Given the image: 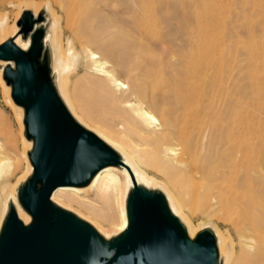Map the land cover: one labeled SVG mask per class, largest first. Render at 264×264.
<instances>
[{"label": "bare ground", "instance_id": "obj_1", "mask_svg": "<svg viewBox=\"0 0 264 264\" xmlns=\"http://www.w3.org/2000/svg\"><path fill=\"white\" fill-rule=\"evenodd\" d=\"M55 1L62 3V0ZM100 1L73 0L75 3L73 8L65 7L69 25L81 29L83 33L82 53L87 59L90 73L85 81L90 84L92 93L96 97L100 96L102 101L106 99L109 103L130 110L151 134L165 141L167 155L170 158L177 159L193 176L216 189L220 196L236 202L242 209L246 225L241 250L237 256L234 252H227L224 235L218 232L219 264H264V149L260 147L263 128L260 113L263 104L260 86L257 84L252 91L254 99L250 101L241 84L231 85L229 71L220 64L223 45L213 38H203L194 42V52L183 55L182 61L179 59L181 64L171 61L167 68L161 62L154 63L143 40L135 39L118 23V19L113 18L114 14L109 16V13H106L109 10L105 11V7H110L108 3L111 0L105 1L106 6H102ZM109 4L112 5L111 2ZM140 5L142 15L147 16L150 11L149 0H142ZM114 7L116 5L112 9ZM45 9L50 17L46 16L44 24L52 20V25L46 31L44 46L50 42L56 49L55 32L59 27V19L48 2L44 8L42 4L36 2L19 3L12 24L9 14H0V44L12 40L19 48L27 51L30 47V37L26 38L19 32L17 22L25 11H31L37 17ZM140 26L145 30V25ZM70 51H73L72 48ZM58 52L54 70L61 86L63 76L70 69L71 63L67 55ZM8 65L13 64L4 62L0 67V76ZM123 68L135 72L130 75L128 82L123 81L119 75L120 69ZM5 83L3 81L4 86ZM11 90V86L7 85V94L11 93ZM65 98L67 108L77 122L93 130L117 151L132 172L123 166L107 167L84 188L57 189L52 195V201L62 209L71 211L69 206L59 199L73 200L82 195V192L93 189L104 200L119 205L122 196L120 220L116 224L119 229L117 233L112 234L104 230L81 212L75 213L80 219L92 222L95 230L110 241L128 226L127 201L132 191L133 180L144 188L153 187L155 190L159 188L152 178L142 172L141 167L156 168L172 181L176 177L172 173H166L161 164L133 143L121 141L105 130L97 131L92 128L75 112L67 95ZM15 107L23 123L25 110L16 104ZM78 109L93 120L94 117L91 118L82 108L78 106ZM155 111H158L159 117ZM22 130H25L24 123ZM23 144L25 154L30 153L33 141L23 139ZM9 172V159H1L0 179L2 173ZM32 174L33 166L28 163L27 171L20 176L16 184L1 193L0 235L11 204L15 206L19 218L25 225L32 222V217L25 211L19 199L20 189ZM119 174L124 180L123 193ZM172 181L168 183L171 185L175 182L171 183ZM163 190L166 192L171 212L179 217L189 239L193 241L199 229L181 211L185 207L184 201L181 200V196H184L177 192V199L181 204L179 206L172 193L165 188ZM174 196L176 198V195Z\"/></svg>", "mask_w": 264, "mask_h": 264}, {"label": "rangeland", "instance_id": "obj_2", "mask_svg": "<svg viewBox=\"0 0 264 264\" xmlns=\"http://www.w3.org/2000/svg\"><path fill=\"white\" fill-rule=\"evenodd\" d=\"M105 1L109 2L100 1L102 6L105 5ZM112 1L114 0L110 1L112 5L108 3L110 7L105 5L107 7L105 11L109 10L106 13H109V16L114 14L113 18L118 19V23L123 25V28H126L135 39L143 40L154 63L161 62L167 68L171 61L181 64L183 55L194 52V42L203 38L217 39L223 45L220 64L229 71L231 85L241 84L248 93L250 101L254 99L252 91L257 84L261 88L263 110L260 113V120L263 122V128L260 147L264 149V0H149L150 11L147 16H143L140 11L142 0ZM23 2H36L42 4L43 8L48 2L59 19V27L55 32L56 49L49 42L46 46V55L55 86L63 101L67 103L65 98L67 95L75 112L92 128L97 131L105 130L121 141L133 143L161 164L166 173H172L176 177L173 181L156 168H140L158 184L159 188L156 191L166 196L163 190L165 188L172 193L175 200L178 198L177 192L182 194L185 199L181 196V200L184 201L185 207L181 211L199 229V232L212 231L216 241L219 237L218 232L223 234L225 250L234 252L237 256L242 247L246 225L244 213L239 205L231 199L220 196L216 189L193 176L177 159L170 158L167 155L168 148L165 141L151 134L130 110L118 104L113 103V105L111 102L110 104L106 99L102 101L100 96L96 97L92 93L90 84L85 81L90 73L87 59L82 53L83 33L81 29L70 26L67 20L65 7L73 8L75 6L73 0H62L61 4L55 0H0V14H9L10 24H12L17 14V5ZM113 4L116 7L112 9ZM45 14L50 17L46 9ZM141 24L146 26L145 30L140 26ZM51 25L52 20L47 21L43 26L48 30ZM56 50L60 54L67 55L71 63L70 69L63 76L61 86L54 70ZM3 64L4 61H0V67ZM120 71L119 75L125 82L130 81V75L135 73L129 68H123ZM3 81L2 73L0 76V160L9 159L10 172L1 174L0 196L5 189L8 191L16 184L20 176L27 171L28 163H30L23 144V139L27 140L25 130H22L23 123L19 119L11 93L6 92L7 84L5 83L4 86ZM142 100L145 99L142 98ZM77 105L91 118L94 117L93 120L87 118ZM155 113L158 117L160 116L158 111ZM120 177L123 193L124 180L121 175ZM168 181L175 182L170 185ZM174 184L179 187H175ZM150 189L154 190L153 187ZM3 199H5L4 196ZM59 200L69 206V210L73 213L81 212L104 230L112 234L119 232L116 224L120 220L119 208L122 206V196L120 204L116 205V202H108L96 191L89 189L73 200L64 198ZM177 200L179 204V199ZM89 223L92 222L89 221Z\"/></svg>", "mask_w": 264, "mask_h": 264}, {"label": "water", "instance_id": "obj_3", "mask_svg": "<svg viewBox=\"0 0 264 264\" xmlns=\"http://www.w3.org/2000/svg\"><path fill=\"white\" fill-rule=\"evenodd\" d=\"M45 11H25L17 22L30 37L22 50L8 40L0 44V61L10 62L3 78L14 103L25 110L28 153L33 174L19 191L32 222L25 225L10 205L0 235V264H219L210 230L191 241L162 192L133 180L127 201L128 226L107 241L87 221L52 201L63 187L84 188L103 169L130 167L96 133L82 126L60 97L46 55ZM132 176V174H131Z\"/></svg>", "mask_w": 264, "mask_h": 264}]
</instances>
